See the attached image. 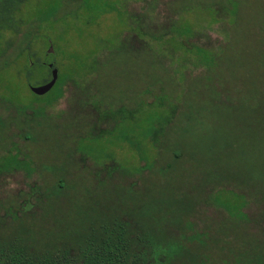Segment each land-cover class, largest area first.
I'll use <instances>...</instances> for the list:
<instances>
[{
    "label": "rangeland",
    "instance_id": "374dc122",
    "mask_svg": "<svg viewBox=\"0 0 264 264\" xmlns=\"http://www.w3.org/2000/svg\"><path fill=\"white\" fill-rule=\"evenodd\" d=\"M19 15L0 57V215L139 226L170 201L187 245L214 243L209 264L264 252V0H25ZM39 62L58 72L42 95Z\"/></svg>",
    "mask_w": 264,
    "mask_h": 264
},
{
    "label": "trees",
    "instance_id": "16d2710c",
    "mask_svg": "<svg viewBox=\"0 0 264 264\" xmlns=\"http://www.w3.org/2000/svg\"><path fill=\"white\" fill-rule=\"evenodd\" d=\"M24 2L25 0H0V57L5 55L20 32L19 23H22L23 19L19 13ZM29 32L23 33L24 39L28 37ZM155 38L165 45L166 41L160 35ZM33 62L27 70L28 75L35 64ZM40 65L46 67L51 76L48 65L43 63ZM53 66L55 67L54 64ZM48 80L49 78L46 82ZM164 105L163 101L159 104L160 107ZM176 108L175 105L171 107L167 122L172 120ZM163 130V128L161 131L155 130V137ZM3 170L5 167L1 165L0 172ZM179 204L188 205L182 202ZM28 209L29 207H25L21 214L7 210L4 216L0 215V264L210 263L211 256L206 254V251L210 250L214 243L205 241L202 246L194 248L187 245L186 238L193 239L194 233L190 236L177 233L178 229L182 228L172 222L173 211L170 210V201L148 204L143 214L151 220L141 222L139 226L133 225L126 218L110 216L103 212L97 217L89 214L77 222L63 219L49 221L41 217L37 219L36 215L27 216L25 213ZM154 211L159 217L153 216ZM161 222H164V225ZM155 226L159 228H156L158 229L156 231ZM243 243L247 248L253 246L251 243ZM236 247L234 250L237 252L239 250L237 243ZM255 249L257 251L255 256H247L246 264H262L256 257L264 255L261 251L263 249L257 247ZM242 250L246 252V248ZM236 255L234 256L236 263H239L240 255L245 256L240 251ZM222 263L226 264V259L222 258Z\"/></svg>",
    "mask_w": 264,
    "mask_h": 264
},
{
    "label": "water",
    "instance_id": "95a60500",
    "mask_svg": "<svg viewBox=\"0 0 264 264\" xmlns=\"http://www.w3.org/2000/svg\"><path fill=\"white\" fill-rule=\"evenodd\" d=\"M53 63H49L48 66L51 67ZM58 77V72L57 69L54 67L51 71V79L47 81L44 85L41 86H36V87H31V90L38 95L45 94L48 92L56 83Z\"/></svg>",
    "mask_w": 264,
    "mask_h": 264
},
{
    "label": "flooded vegetation",
    "instance_id": "af4514ba",
    "mask_svg": "<svg viewBox=\"0 0 264 264\" xmlns=\"http://www.w3.org/2000/svg\"><path fill=\"white\" fill-rule=\"evenodd\" d=\"M46 65H48L47 63H46ZM49 67V66H48ZM50 69H51V71H52V69L54 68V66L52 65L51 67H49ZM51 78V77H50ZM50 80V79H49ZM48 80V81H49Z\"/></svg>",
    "mask_w": 264,
    "mask_h": 264
}]
</instances>
